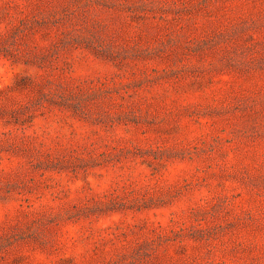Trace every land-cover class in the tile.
I'll use <instances>...</instances> for the list:
<instances>
[{
  "label": "rangeland",
  "instance_id": "obj_1",
  "mask_svg": "<svg viewBox=\"0 0 264 264\" xmlns=\"http://www.w3.org/2000/svg\"><path fill=\"white\" fill-rule=\"evenodd\" d=\"M0 264H264V0H0Z\"/></svg>",
  "mask_w": 264,
  "mask_h": 264
}]
</instances>
